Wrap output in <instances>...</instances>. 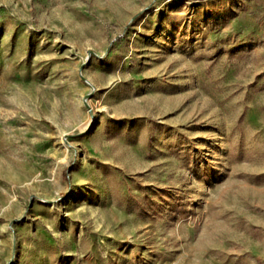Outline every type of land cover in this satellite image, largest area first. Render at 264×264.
Returning <instances> with one entry per match:
<instances>
[{
  "label": "rangeland",
  "instance_id": "obj_1",
  "mask_svg": "<svg viewBox=\"0 0 264 264\" xmlns=\"http://www.w3.org/2000/svg\"><path fill=\"white\" fill-rule=\"evenodd\" d=\"M0 264H264V0H0Z\"/></svg>",
  "mask_w": 264,
  "mask_h": 264
}]
</instances>
